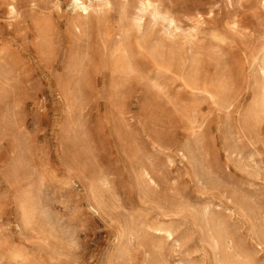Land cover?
Returning <instances> with one entry per match:
<instances>
[{"label":"rangeland","instance_id":"374dc122","mask_svg":"<svg viewBox=\"0 0 264 264\" xmlns=\"http://www.w3.org/2000/svg\"><path fill=\"white\" fill-rule=\"evenodd\" d=\"M0 264H264V0H0Z\"/></svg>","mask_w":264,"mask_h":264},{"label":"bare ground","instance_id":"6f19581e","mask_svg":"<svg viewBox=\"0 0 264 264\" xmlns=\"http://www.w3.org/2000/svg\"><path fill=\"white\" fill-rule=\"evenodd\" d=\"M83 4L86 6V8H87V5L83 2ZM152 180V179H151ZM170 232V231H169ZM219 241H221L220 239H219ZM223 244V243H222ZM224 245V244H223ZM225 246V245H224Z\"/></svg>","mask_w":264,"mask_h":264}]
</instances>
